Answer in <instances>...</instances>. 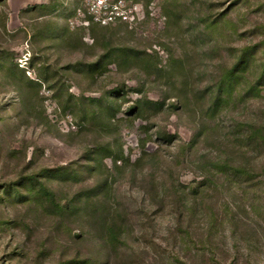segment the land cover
<instances>
[{
    "label": "rangeland",
    "instance_id": "1",
    "mask_svg": "<svg viewBox=\"0 0 264 264\" xmlns=\"http://www.w3.org/2000/svg\"><path fill=\"white\" fill-rule=\"evenodd\" d=\"M117 2L0 0V264H264V0Z\"/></svg>",
    "mask_w": 264,
    "mask_h": 264
},
{
    "label": "trees",
    "instance_id": "2",
    "mask_svg": "<svg viewBox=\"0 0 264 264\" xmlns=\"http://www.w3.org/2000/svg\"><path fill=\"white\" fill-rule=\"evenodd\" d=\"M156 103V105H160V103L159 102H155ZM114 159L115 160H117L118 158L117 157H114ZM227 161V160H226ZM240 168V167H239ZM238 167H236L235 166V170H236V172L237 171H240L241 169H239ZM244 171H246L247 170V168L246 167H244V169H243ZM204 186V181H202V182H200V183H198L197 185H195V186H193V191L191 192V193H196L198 190L197 189H199L200 187H203ZM184 193H186V190H183L182 191V194H184Z\"/></svg>",
    "mask_w": 264,
    "mask_h": 264
},
{
    "label": "built area",
    "instance_id": "3",
    "mask_svg": "<svg viewBox=\"0 0 264 264\" xmlns=\"http://www.w3.org/2000/svg\"><path fill=\"white\" fill-rule=\"evenodd\" d=\"M120 1L122 0H118L117 3H120ZM94 2H96L98 5H101L103 7L105 6V0H94ZM112 7L117 8V4H114Z\"/></svg>",
    "mask_w": 264,
    "mask_h": 264
}]
</instances>
